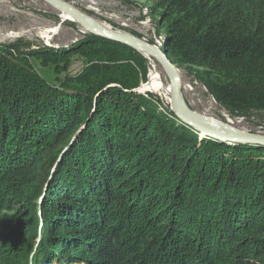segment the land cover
<instances>
[{
	"label": "trees",
	"instance_id": "1",
	"mask_svg": "<svg viewBox=\"0 0 264 264\" xmlns=\"http://www.w3.org/2000/svg\"><path fill=\"white\" fill-rule=\"evenodd\" d=\"M151 1L177 68L264 109V0ZM148 63L93 33L0 43V264H264V145L177 124L137 90Z\"/></svg>",
	"mask_w": 264,
	"mask_h": 264
},
{
	"label": "rangeland",
	"instance_id": "2",
	"mask_svg": "<svg viewBox=\"0 0 264 264\" xmlns=\"http://www.w3.org/2000/svg\"><path fill=\"white\" fill-rule=\"evenodd\" d=\"M63 1L91 19L105 20L112 30L124 31L165 51L163 32L158 30L155 18L151 15V8L155 4L151 0ZM45 30L49 32L44 37L42 32ZM9 32H12L14 36L7 37ZM89 33L45 0H0V43L15 44L22 51L26 50V47L33 49L42 45L61 49L67 48ZM83 67L84 62L81 57L74 56L65 75H76ZM177 69L180 93L189 109L217 120L233 128L234 131L264 135V109H249L232 115L214 100L208 89L197 81L187 68ZM39 70L46 79L53 81V71L44 67ZM166 87H169L166 72L159 63L151 59L148 63L146 79L140 82L137 90L145 96L149 95L157 106L177 124L186 125L171 109L170 96L165 91ZM187 126L190 130H194L193 127ZM197 132L200 136L202 135L199 131Z\"/></svg>",
	"mask_w": 264,
	"mask_h": 264
},
{
	"label": "water",
	"instance_id": "3",
	"mask_svg": "<svg viewBox=\"0 0 264 264\" xmlns=\"http://www.w3.org/2000/svg\"><path fill=\"white\" fill-rule=\"evenodd\" d=\"M45 1L61 12L69 15L71 17V21L76 22L82 30L91 31L90 33L100 35L108 40L125 44L140 52L142 55H146L149 62L151 61V59H153L157 63H159L166 72L169 79V98L171 109L186 125L198 129L200 133H204H201L202 135L214 139L264 145V135L234 131L233 128H229L228 126L217 120L203 116L189 109L185 105L180 93L178 69L175 64L172 63L171 60L167 57L165 51H161L155 45L150 44L129 33H122L119 30L99 27L95 20L89 18L87 15L63 0ZM215 127L225 130L226 133H220L216 131ZM75 137L76 135H74L73 139Z\"/></svg>",
	"mask_w": 264,
	"mask_h": 264
},
{
	"label": "bare ground",
	"instance_id": "4",
	"mask_svg": "<svg viewBox=\"0 0 264 264\" xmlns=\"http://www.w3.org/2000/svg\"><path fill=\"white\" fill-rule=\"evenodd\" d=\"M72 6V5H71ZM64 13V12H63ZM66 16H67V18L69 19V20H71V17L69 16V15H67L66 13H64ZM93 20H95L96 22H97V25L99 26V27H104V28H107V29H110L109 28V26H108V24H107V22L105 21V20H101V19H97V18H92ZM120 32H122V33H126V32H124V31H121V30H119ZM47 32H49V30H45V31H43L42 32V35L45 37V34L47 33ZM88 32H91V31H88ZM7 37H11V36H14L13 35V33L12 32H9L7 35H6ZM1 37V36H0ZM6 38V37H5ZM145 57L146 58H148L146 55H145ZM153 65V64H152ZM166 93L169 95V87H166ZM194 130H196V131H199L198 129H195L194 128ZM215 130L216 131H218V132H220V133H226V131L225 130H223V129H220V128H218V127H215ZM242 132V131H241ZM202 134H204L203 132H201ZM242 133H248V132H246V131H243ZM233 142V141H232Z\"/></svg>",
	"mask_w": 264,
	"mask_h": 264
}]
</instances>
